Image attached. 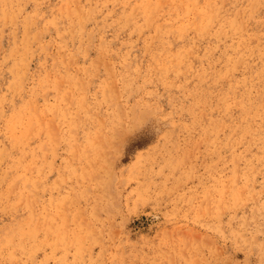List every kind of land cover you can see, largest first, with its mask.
I'll return each instance as SVG.
<instances>
[{"label": "rangeland", "instance_id": "374dc122", "mask_svg": "<svg viewBox=\"0 0 264 264\" xmlns=\"http://www.w3.org/2000/svg\"><path fill=\"white\" fill-rule=\"evenodd\" d=\"M0 155V264H264V0H0Z\"/></svg>", "mask_w": 264, "mask_h": 264}, {"label": "bare ground", "instance_id": "6f19581e", "mask_svg": "<svg viewBox=\"0 0 264 264\" xmlns=\"http://www.w3.org/2000/svg\"><path fill=\"white\" fill-rule=\"evenodd\" d=\"M76 1H77V0H76ZM161 1H162V0H161ZM166 2H167V1H166ZM74 3H76V2L74 1ZM179 3H180V2H179ZM161 5H162V4H161ZM61 6H62V5H61ZM61 8H63V6H62ZM157 8H158V7H157ZM134 10H135V9H134ZM68 12H69V11H68ZM36 18H37V17H36ZM241 27H242V26H241ZM90 32H91V31H90ZM38 37H39V36H38ZM38 37H37V38H38ZM35 38H36V37H35ZM37 38H36V39H37ZM58 48H59V47H58ZM28 49H29V48H28ZM45 49H46V48H45ZM20 78H21V77H20ZM21 80H22V79H21ZM20 83H21V82H20ZM30 111H31V110H30ZM0 156H1V155H0ZM19 158H20V157H19Z\"/></svg>", "mask_w": 264, "mask_h": 264}]
</instances>
